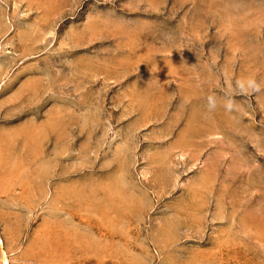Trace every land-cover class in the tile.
Returning <instances> with one entry per match:
<instances>
[{"label":"rangeland","instance_id":"obj_1","mask_svg":"<svg viewBox=\"0 0 264 264\" xmlns=\"http://www.w3.org/2000/svg\"><path fill=\"white\" fill-rule=\"evenodd\" d=\"M4 259L264 264V0H0Z\"/></svg>","mask_w":264,"mask_h":264},{"label":"clouds","instance_id":"obj_2","mask_svg":"<svg viewBox=\"0 0 264 264\" xmlns=\"http://www.w3.org/2000/svg\"><path fill=\"white\" fill-rule=\"evenodd\" d=\"M251 87H253V88H257L258 86L255 84L254 81H252V82H251Z\"/></svg>","mask_w":264,"mask_h":264},{"label":"bare ground","instance_id":"obj_3","mask_svg":"<svg viewBox=\"0 0 264 264\" xmlns=\"http://www.w3.org/2000/svg\"><path fill=\"white\" fill-rule=\"evenodd\" d=\"M20 132V131H19ZM35 136V135H34ZM15 138V137H14ZM19 138V137H18ZM8 141V140H7ZM4 264H7L6 260L4 259Z\"/></svg>","mask_w":264,"mask_h":264}]
</instances>
